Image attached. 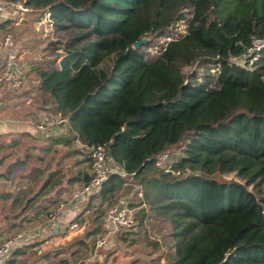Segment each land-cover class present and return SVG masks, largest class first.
<instances>
[{
  "label": "trees",
  "instance_id": "obj_1",
  "mask_svg": "<svg viewBox=\"0 0 264 264\" xmlns=\"http://www.w3.org/2000/svg\"><path fill=\"white\" fill-rule=\"evenodd\" d=\"M24 4L37 19L47 14L58 34L49 45L61 51L57 66L35 68V100L51 104L50 116L66 119L69 134L87 149L84 160L90 147L102 145L121 171L73 218L87 222L84 236L104 232L107 210L130 185L136 189L127 207L136 231L130 238V228L116 232L132 247L125 264H264V44L251 64L244 55L251 38L264 41V0ZM141 38L146 41L133 48ZM160 38L167 39L158 44ZM151 46L154 54L145 50ZM52 143L29 148L39 153L24 152L2 175L25 165L26 177L39 179L44 170L29 161L44 160ZM163 154L169 160L156 166ZM228 173L242 182L222 179ZM55 175H47L40 191L58 184ZM87 179L83 174L81 185ZM9 196L0 192L2 200ZM11 197L13 207L20 197ZM146 218L167 222L166 251L146 234ZM76 245L73 251L88 247L83 240Z\"/></svg>",
  "mask_w": 264,
  "mask_h": 264
},
{
  "label": "crops",
  "instance_id": "obj_2",
  "mask_svg": "<svg viewBox=\"0 0 264 264\" xmlns=\"http://www.w3.org/2000/svg\"><path fill=\"white\" fill-rule=\"evenodd\" d=\"M28 13L24 14L17 24L26 22ZM36 17V13L31 16L35 30L42 20H35ZM10 24L11 19L0 17V39ZM21 36V33L16 35L18 45ZM18 54L24 68L22 85L18 89L3 86L0 91V151L7 150L2 152L4 158L0 161V192L10 194L7 199H0V240L20 232L26 235L22 237L19 245L11 248L8 256L0 258V264H57L59 260H65L67 264L127 263L133 257V253L117 255L116 248H120L121 245L128 246L117 238L116 232L110 231L105 222L103 233L90 234L86 237L84 236L88 226L86 221L78 222L75 229L69 227L68 224L77 214L75 207L78 206L76 200L71 198V194L81 185L83 174L88 173V162L82 155H78L77 159L71 162L69 156L71 153H79L76 150L80 143L69 134L66 123L56 125L50 130H39L33 126L35 119L50 115L51 104L35 100L38 79L34 70L39 62L35 58L25 59L22 52ZM51 139L56 141L52 143ZM12 140L17 143L10 146ZM48 143L52 144L44 160L29 161V164H40L44 170L39 179L33 180L28 175L26 177L28 167L25 165L13 169L8 177L2 175L5 167L19 159L24 152L28 151L33 155L39 153V150L29 148L44 147ZM114 169L119 170L116 166ZM50 172L56 173L57 178L54 180L57 179L58 184L52 189L44 188L40 191ZM135 189L136 186L131 190L124 186L120 192L119 205L127 206L131 203L134 200ZM15 194H18L20 201L11 207V196ZM30 199L32 201L29 202ZM58 203L63 204L61 217L53 223L47 222V211ZM97 238H104L103 246H94L93 242ZM80 240L88 247L73 251L78 245L76 242Z\"/></svg>",
  "mask_w": 264,
  "mask_h": 264
},
{
  "label": "built area",
  "instance_id": "obj_3",
  "mask_svg": "<svg viewBox=\"0 0 264 264\" xmlns=\"http://www.w3.org/2000/svg\"><path fill=\"white\" fill-rule=\"evenodd\" d=\"M30 11L31 9L24 4V0H17L15 2L0 0V17L13 19L14 24H17L20 18ZM46 17L47 14L44 16L47 22ZM16 44V40L11 32L5 30L0 39V91L3 86L18 89L22 85L24 68L16 51ZM263 44L264 41L262 39L251 38L250 44L244 52V55L248 58V64H251L257 58ZM65 123L66 119L58 115H43L34 120L33 126L39 130H50L56 125ZM162 156L164 158L166 155L163 154ZM87 157L88 179L83 185L75 188L71 194V198L76 200L78 205L75 207L76 213L80 212L88 198L100 189L103 182L107 180L112 172L117 171L121 174V171L114 169L106 157L104 146L95 145L90 147ZM157 161H159V157L155 165H157ZM137 196L140 197V192L137 193ZM141 205L146 208L144 204ZM62 208V203H58L50 208L46 213V221L53 223L58 220L61 217ZM104 222L111 232L128 230L134 225L132 209L123 204L112 206L107 210ZM68 225L72 229L77 228V223L74 221H71ZM25 235V233L20 232L0 240V258L8 256L11 248L19 245L22 237ZM103 244L104 238H97L94 242L95 247H101Z\"/></svg>",
  "mask_w": 264,
  "mask_h": 264
},
{
  "label": "rangeland",
  "instance_id": "obj_4",
  "mask_svg": "<svg viewBox=\"0 0 264 264\" xmlns=\"http://www.w3.org/2000/svg\"><path fill=\"white\" fill-rule=\"evenodd\" d=\"M38 14V13H36ZM34 15V13H28L26 22L23 23H18L14 25V20H11V24L8 27V31L11 32L14 38H16V35L18 33H21V38L18 40L19 45L16 44V51L17 52H22L25 59L28 58H35L41 64V66L46 67V68H51L53 66H56V61L58 59V56L60 55V50L58 49H52L53 46L49 45L50 42L52 41H57L58 40V34H55L53 30L47 25V22L45 21L44 18H42L40 25L38 26L37 30H35V23L34 20L31 19V16ZM37 20V18H34ZM18 20V19H17ZM177 29L179 32H183L184 30V24L179 23L177 25ZM167 38H160L158 41H156L158 44L162 43L163 40H166ZM55 46H59V44H56ZM145 50L149 54H154L155 53V48L154 47H147ZM107 63V60L104 62V64ZM188 67H183L181 71L183 73L188 71ZM79 153H71L70 154V160L71 162H74L78 155H84L87 153V149L82 148L79 144ZM7 152L6 149H3V151H0V155H2V152ZM174 153L172 154H177L176 151H173ZM171 155H169L170 157ZM168 159V156L164 157L161 155L159 157V161H157L156 166H163L164 161ZM222 179L225 180H235L242 182V180H239L236 178V176L233 173H228L222 175ZM125 188H129V190L133 189V186L127 185ZM251 186H248V189H250ZM259 188L261 190H264V179L260 183ZM258 189V188H256ZM256 191V190H254ZM258 193V191H256ZM144 226H145V232L150 238H154L156 240H159L161 244V248L163 251L167 250L168 245L170 244V240L166 236L169 227L167 225V222H157L153 219L146 218L144 221ZM133 231H136L135 228H130L127 233V238L134 237V234H132ZM116 248V247H115ZM125 248V249H124ZM129 250H126V249ZM116 253L118 256H121L123 253H131L132 252V247H124L123 245L120 246V248L115 249Z\"/></svg>",
  "mask_w": 264,
  "mask_h": 264
},
{
  "label": "water",
  "instance_id": "obj_5",
  "mask_svg": "<svg viewBox=\"0 0 264 264\" xmlns=\"http://www.w3.org/2000/svg\"><path fill=\"white\" fill-rule=\"evenodd\" d=\"M146 41V38H141L139 40H135L132 44L133 48H137L140 44L144 43Z\"/></svg>",
  "mask_w": 264,
  "mask_h": 264
}]
</instances>
